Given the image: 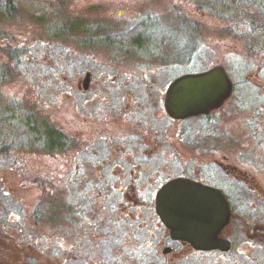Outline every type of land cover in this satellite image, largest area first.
Listing matches in <instances>:
<instances>
[{
    "label": "rangeland",
    "instance_id": "374dc122",
    "mask_svg": "<svg viewBox=\"0 0 264 264\" xmlns=\"http://www.w3.org/2000/svg\"><path fill=\"white\" fill-rule=\"evenodd\" d=\"M26 3L43 7V21ZM140 27L155 35V53L107 41ZM217 64L237 85L231 102L242 105V113L233 125L244 126L243 115L255 109L251 100L262 98L255 83H264L263 0H0V147H8L0 154V264H59L73 253H116L123 229L110 223L112 204L120 200L111 195L119 184L111 181L116 167L110 159L125 139L123 113L148 107L155 128L195 127L196 119L169 123L159 117L156 90ZM87 71L95 78L92 91L83 89ZM12 101L21 103L19 115L34 111L47 118L73 148L51 154L27 148V133L6 117ZM183 149L168 156H177L175 168L199 157ZM239 250L221 264L247 262L246 256L253 264L264 260V245Z\"/></svg>",
    "mask_w": 264,
    "mask_h": 264
},
{
    "label": "flooded vegetation",
    "instance_id": "af4514ba",
    "mask_svg": "<svg viewBox=\"0 0 264 264\" xmlns=\"http://www.w3.org/2000/svg\"><path fill=\"white\" fill-rule=\"evenodd\" d=\"M153 37L151 32L146 31L144 45L149 43L154 49L155 35ZM165 41L166 36L160 37L158 45L163 46ZM187 73L191 72L184 74ZM230 78L232 93L220 107L186 118H175L167 110V91L175 79L156 90L153 105L161 110L159 117H168L169 123H186L196 119L195 127L155 128L149 120L148 107H144L143 111L137 109L139 112L123 113L125 139L116 143L118 157L110 159V168L116 167L111 181L119 184V187L116 186L119 189H112L114 185L111 184V195L115 197L118 193L120 198L112 204L114 217H111L110 223L117 229H123L120 249L98 258H94V254L82 256L73 253L62 263L59 260V264H221L226 262L233 250L242 254L239 247L264 245V83L254 84L262 98L251 100L255 108L250 112L253 115H243L241 122L244 126L235 127L234 117L237 112L242 113V105L231 102L237 85ZM94 79L91 73L90 84L85 91L93 90ZM105 81L110 80H104L102 86L106 85ZM141 84L146 86L144 81ZM96 96L99 95L95 93ZM125 97V94L121 96V103ZM183 148L186 152H196L199 157L196 161L191 158V162L187 159L180 168H175L171 161L177 156H168L179 154ZM205 154L212 157L204 159ZM178 178L222 192L230 206V220L219 237L230 242L229 250L197 248L188 238H174L157 212V196L165 184ZM95 179L104 180L100 171H96ZM118 205L123 207L120 212ZM144 214L147 218L143 217ZM232 257L235 258V255ZM246 257L249 261L244 260V263L238 259V262L253 264L252 258ZM262 259L264 254L260 255ZM257 264H264V260Z\"/></svg>",
    "mask_w": 264,
    "mask_h": 264
},
{
    "label": "water",
    "instance_id": "95a60500",
    "mask_svg": "<svg viewBox=\"0 0 264 264\" xmlns=\"http://www.w3.org/2000/svg\"><path fill=\"white\" fill-rule=\"evenodd\" d=\"M91 73L83 79L87 90ZM233 82L222 65L187 73L169 86L166 105L175 118L208 113L230 97ZM157 212L171 229L174 238H188L202 249H230V242L219 237L230 220V206L218 189L178 178L165 184L157 196Z\"/></svg>",
    "mask_w": 264,
    "mask_h": 264
},
{
    "label": "trees",
    "instance_id": "16d2710c",
    "mask_svg": "<svg viewBox=\"0 0 264 264\" xmlns=\"http://www.w3.org/2000/svg\"><path fill=\"white\" fill-rule=\"evenodd\" d=\"M25 6L28 10L32 11V16H34L36 20L43 21V17H41V14H44L43 7L39 8L32 3H26ZM146 31V27H140L138 29L131 30L129 33L108 37L107 41L115 42L121 45H128L129 47L138 50L139 53L153 54L155 53V50L152 48V45L149 43L144 45ZM20 106L22 105L19 102H9L5 107V112L6 117L11 118L10 120H14L16 123L21 125L23 130L27 133L28 138L24 141V145L27 146V148L33 147L38 151L50 154L65 152L68 149L73 148L74 143L71 138L66 133L56 128L47 120V118L39 116L34 111H28L23 115H19L20 113L18 112V108H20ZM7 149V146H1L0 154H5ZM63 208L69 212V208L65 206H63ZM19 254L22 253H17L16 255L19 256ZM22 256L26 257L24 254Z\"/></svg>",
    "mask_w": 264,
    "mask_h": 264
}]
</instances>
